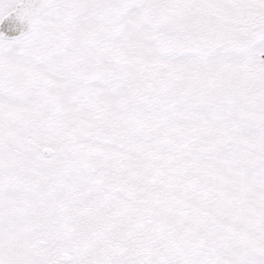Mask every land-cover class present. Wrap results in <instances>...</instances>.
Masks as SVG:
<instances>
[{"label":"snow or ice","instance_id":"6c2138e0","mask_svg":"<svg viewBox=\"0 0 264 264\" xmlns=\"http://www.w3.org/2000/svg\"><path fill=\"white\" fill-rule=\"evenodd\" d=\"M0 264H264V0H0Z\"/></svg>","mask_w":264,"mask_h":264}]
</instances>
